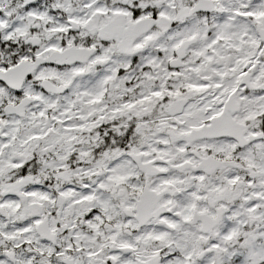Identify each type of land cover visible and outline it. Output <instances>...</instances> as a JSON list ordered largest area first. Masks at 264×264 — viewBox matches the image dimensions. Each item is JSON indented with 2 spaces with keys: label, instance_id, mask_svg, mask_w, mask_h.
I'll use <instances>...</instances> for the list:
<instances>
[{
  "label": "snow or ice",
  "instance_id": "obj_1",
  "mask_svg": "<svg viewBox=\"0 0 264 264\" xmlns=\"http://www.w3.org/2000/svg\"><path fill=\"white\" fill-rule=\"evenodd\" d=\"M0 264H264V0H0Z\"/></svg>",
  "mask_w": 264,
  "mask_h": 264
}]
</instances>
